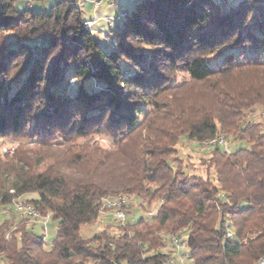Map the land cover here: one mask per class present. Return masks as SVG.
<instances>
[{
	"label": "trees",
	"instance_id": "obj_1",
	"mask_svg": "<svg viewBox=\"0 0 264 264\" xmlns=\"http://www.w3.org/2000/svg\"><path fill=\"white\" fill-rule=\"evenodd\" d=\"M133 1L110 47L77 0H0V137L19 142L0 151V208L35 194L57 221L51 245L27 218L1 222L5 264H171L165 236L186 233L194 264L264 259V125L251 117L264 110V0ZM176 71L202 101L179 98ZM184 135L240 144L213 146L204 177L174 156ZM120 195L159 206L83 237Z\"/></svg>",
	"mask_w": 264,
	"mask_h": 264
},
{
	"label": "rangeland",
	"instance_id": "obj_2",
	"mask_svg": "<svg viewBox=\"0 0 264 264\" xmlns=\"http://www.w3.org/2000/svg\"><path fill=\"white\" fill-rule=\"evenodd\" d=\"M19 1V0H18ZM23 1V0H21ZM34 2L36 5H40L42 8L48 9L52 4H54L57 0H29ZM81 5V8L84 11V18L87 20V25L90 28L95 30V36L99 40V42L104 46H113L115 40V34L111 30L109 31V27L115 26V17L116 12H122L124 10H129L133 7V0H102L100 6H96L94 4V0H77ZM32 5V4H31ZM91 22L93 24H91ZM146 48V47H145ZM147 49V48H146ZM190 77L187 73L182 71H176L171 79V88L174 89V92L181 93L179 96L183 102H191L197 103L203 100L202 94L197 92L194 87H185L187 83H189ZM179 100V99H178ZM180 102V101H179ZM251 116V115H250ZM253 120L261 121L264 125V110L262 108H257L254 114L251 116ZM92 140L98 142L101 146L105 148H111L112 143L106 136L103 135H95L91 138ZM230 141H227L226 150H234L240 143L239 141L233 139V137H229ZM227 140V139H226ZM19 146L18 140H15L13 137H0V151L4 152L7 150L8 152L16 150ZM176 156L178 159L182 161V164L192 173H196L199 175H204L206 177L207 172L210 170L209 163L211 158V151L213 146L207 145L205 142H197L189 139L186 135L182 137L180 142L176 145ZM13 154V153H12ZM37 197V195H23L21 197H15V199L19 201H27L28 198ZM159 204L154 203L149 209L144 208L141 205V201L137 198L131 196L128 197V205H127V220L132 221L141 217L144 214H153ZM16 208L14 204H7L0 208V223L5 219L10 218L13 215H17ZM19 215V214H18ZM30 221V220H28ZM29 224H35V231L38 234L45 235V243L47 245H51L53 241L56 239L57 235V221L50 220L46 230L41 223H36L30 221ZM118 219L114 217V215L110 211H106L101 214V217L94 222L93 224H85L81 226V235L85 238L91 237L95 233H99L104 229L109 228L110 232L113 234H118ZM166 237V242L168 247H166L165 251H171L173 264H194L191 259H189L190 249L188 248L187 242V233L182 235L179 238L180 248L177 249L172 241ZM259 262L258 264H260ZM0 264H5L4 261H0Z\"/></svg>",
	"mask_w": 264,
	"mask_h": 264
},
{
	"label": "built area",
	"instance_id": "obj_3",
	"mask_svg": "<svg viewBox=\"0 0 264 264\" xmlns=\"http://www.w3.org/2000/svg\"><path fill=\"white\" fill-rule=\"evenodd\" d=\"M102 0H94V4L96 6L101 5ZM91 24H93L91 22ZM207 145L210 146H222L226 147L227 140L224 135H220L218 137H215L213 139L206 141ZM3 153H13L12 151L8 152L7 150H4ZM13 193V191H11ZM103 213L106 211H110L118 221H120L122 224H124L127 220V212L126 208L128 205V197L125 195H120L117 197H110V198H102L101 199ZM12 204H14L17 213L19 216L23 218H27L30 221L41 223L44 226V229L46 230V227L51 220L52 214L47 213L46 215H42L39 209L34 206L32 203H29L27 201H19L17 199L12 200ZM9 237V235H8ZM179 239L175 236L172 237V244L179 249L180 243ZM171 264H173V260L170 261ZM260 264H264V259H262Z\"/></svg>",
	"mask_w": 264,
	"mask_h": 264
},
{
	"label": "crops",
	"instance_id": "obj_4",
	"mask_svg": "<svg viewBox=\"0 0 264 264\" xmlns=\"http://www.w3.org/2000/svg\"><path fill=\"white\" fill-rule=\"evenodd\" d=\"M18 3L24 4V5H26V6H30V7H38V8L41 7L40 5H36L34 2L29 1V0H23V1L19 0ZM31 4H32V5H31ZM16 216L19 217L18 214H17Z\"/></svg>",
	"mask_w": 264,
	"mask_h": 264
}]
</instances>
